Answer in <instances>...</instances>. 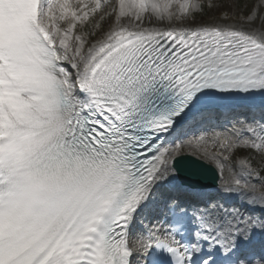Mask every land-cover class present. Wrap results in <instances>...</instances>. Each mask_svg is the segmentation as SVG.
Returning <instances> with one entry per match:
<instances>
[{
  "label": "snow or ice",
  "instance_id": "obj_1",
  "mask_svg": "<svg viewBox=\"0 0 264 264\" xmlns=\"http://www.w3.org/2000/svg\"><path fill=\"white\" fill-rule=\"evenodd\" d=\"M204 8L0 0V264H264V0Z\"/></svg>",
  "mask_w": 264,
  "mask_h": 264
},
{
  "label": "rangeland",
  "instance_id": "obj_2",
  "mask_svg": "<svg viewBox=\"0 0 264 264\" xmlns=\"http://www.w3.org/2000/svg\"><path fill=\"white\" fill-rule=\"evenodd\" d=\"M259 1L260 0H247L243 6H239L237 0H201V3L204 4L206 8V17L203 19L206 20L210 16L221 18L230 16L233 13L238 19L247 17L252 14L254 7L259 4ZM199 22L200 20H197V23ZM247 151L248 150L243 148L236 150L234 157L243 158L247 154Z\"/></svg>",
  "mask_w": 264,
  "mask_h": 264
},
{
  "label": "bare ground",
  "instance_id": "obj_3",
  "mask_svg": "<svg viewBox=\"0 0 264 264\" xmlns=\"http://www.w3.org/2000/svg\"><path fill=\"white\" fill-rule=\"evenodd\" d=\"M261 2V0L259 1V3ZM229 14V13H228ZM227 17H230L231 18V21L230 22H235V21H239V19H237L236 17H235V14L233 13V14H231L230 16H227ZM213 18H216V20H217V22H220V19L221 18H218V17H208L206 20L207 21H211V20H213ZM201 22V21H200ZM253 27H256V28H259L260 27V21H256L254 24H253ZM228 132H226V133H221L219 136L221 137V138H224V137H226V136H229L230 135V133H228ZM213 151H218V149H212ZM230 160H232V156H230ZM207 164H209L210 166H212L215 170H216V168H215V165L214 164H211V163H207ZM216 172H217V174H218V176H219V173H218V171L216 170ZM227 176H228V173H227V171L225 172V177L227 178ZM221 181H220V177H219V183H220ZM218 183V184H219Z\"/></svg>",
  "mask_w": 264,
  "mask_h": 264
},
{
  "label": "trees",
  "instance_id": "obj_4",
  "mask_svg": "<svg viewBox=\"0 0 264 264\" xmlns=\"http://www.w3.org/2000/svg\"><path fill=\"white\" fill-rule=\"evenodd\" d=\"M247 0H237V3L239 6H243L246 3ZM205 12V10H204Z\"/></svg>",
  "mask_w": 264,
  "mask_h": 264
},
{
  "label": "water",
  "instance_id": "obj_5",
  "mask_svg": "<svg viewBox=\"0 0 264 264\" xmlns=\"http://www.w3.org/2000/svg\"><path fill=\"white\" fill-rule=\"evenodd\" d=\"M209 170H210V175H215L216 176V174H215V172H214V170L212 169V168H210V167H208V166H206ZM216 179H217V177H216ZM215 183H216V180H215Z\"/></svg>",
  "mask_w": 264,
  "mask_h": 264
}]
</instances>
